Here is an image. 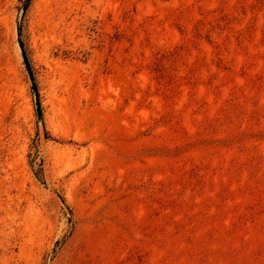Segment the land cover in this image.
<instances>
[{
    "label": "rangeland",
    "instance_id": "1",
    "mask_svg": "<svg viewBox=\"0 0 264 264\" xmlns=\"http://www.w3.org/2000/svg\"><path fill=\"white\" fill-rule=\"evenodd\" d=\"M25 1L0 0V264H264V0H31L43 128Z\"/></svg>",
    "mask_w": 264,
    "mask_h": 264
},
{
    "label": "water",
    "instance_id": "2",
    "mask_svg": "<svg viewBox=\"0 0 264 264\" xmlns=\"http://www.w3.org/2000/svg\"><path fill=\"white\" fill-rule=\"evenodd\" d=\"M31 0H26L24 5L22 6L21 10H20V14L17 20V24H16V34H17V42L23 57V60L25 62V66L27 69V73L29 76V80H30V84L32 87V91H33V98H34V104H35V110H36V116L38 119V124L41 128H43L44 124H43V115H42V110H41V104H40V99H39V94H38V90H37V86L34 80V76L29 64V61L27 59L25 50L23 48V44L21 41V24H22V19L27 11L28 5L30 3Z\"/></svg>",
    "mask_w": 264,
    "mask_h": 264
},
{
    "label": "trees",
    "instance_id": "3",
    "mask_svg": "<svg viewBox=\"0 0 264 264\" xmlns=\"http://www.w3.org/2000/svg\"><path fill=\"white\" fill-rule=\"evenodd\" d=\"M46 138L48 139V136H46ZM31 167L34 168L33 162H31ZM35 176L42 184H45L42 164H41V168L39 170H36Z\"/></svg>",
    "mask_w": 264,
    "mask_h": 264
}]
</instances>
